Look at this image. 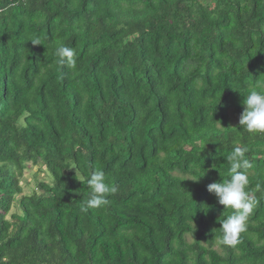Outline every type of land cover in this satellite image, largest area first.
<instances>
[{
    "label": "trees",
    "instance_id": "obj_1",
    "mask_svg": "<svg viewBox=\"0 0 264 264\" xmlns=\"http://www.w3.org/2000/svg\"><path fill=\"white\" fill-rule=\"evenodd\" d=\"M0 264H264V0H0Z\"/></svg>",
    "mask_w": 264,
    "mask_h": 264
},
{
    "label": "rangeland",
    "instance_id": "obj_2",
    "mask_svg": "<svg viewBox=\"0 0 264 264\" xmlns=\"http://www.w3.org/2000/svg\"><path fill=\"white\" fill-rule=\"evenodd\" d=\"M230 120H231L230 121L231 125H233L237 122V119H235L233 117ZM22 176L23 177H22V180L20 183V186L22 189V195H29V194H31V192H34V191L37 192V190H36L37 186L36 185L40 181L48 182V180L45 178V174L43 172H37V168L32 167L30 165H28L27 169L23 172ZM13 212L15 213V206L14 205H13V208H12L10 214H12ZM9 215L6 217V219H9ZM186 241L191 242V238L186 237Z\"/></svg>",
    "mask_w": 264,
    "mask_h": 264
}]
</instances>
